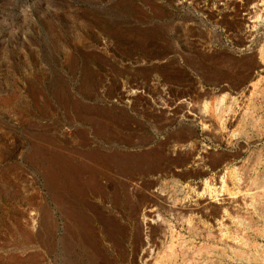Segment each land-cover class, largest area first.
Instances as JSON below:
<instances>
[{
  "label": "rangeland",
  "instance_id": "1",
  "mask_svg": "<svg viewBox=\"0 0 264 264\" xmlns=\"http://www.w3.org/2000/svg\"><path fill=\"white\" fill-rule=\"evenodd\" d=\"M76 233L264 263V0H0V264H75Z\"/></svg>",
  "mask_w": 264,
  "mask_h": 264
},
{
  "label": "bare ground",
  "instance_id": "2",
  "mask_svg": "<svg viewBox=\"0 0 264 264\" xmlns=\"http://www.w3.org/2000/svg\"><path fill=\"white\" fill-rule=\"evenodd\" d=\"M76 152V151H75ZM78 154V153H77ZM59 156L61 157V155L59 154ZM57 157V156H56ZM59 157V158H60ZM93 157V156H92ZM71 158V157H70ZM55 160V159H54ZM59 160H61V159H59ZM59 160L57 161V162H59ZM66 160V159H65ZM97 160V159H96ZM83 164V163H82ZM76 174V173H75ZM244 179V178H243ZM253 181V180H252ZM253 184H254V182H252ZM59 185V184H58ZM251 186L252 187H254L255 188V186H257V184H254V186L251 184ZM250 186V188L253 190V188ZM249 188V189H250ZM257 188V187H256ZM251 189H250V191H251ZM255 190V189H254ZM250 191H247V192H250ZM261 191V190H260ZM255 192H257V191H255ZM253 193V192H252ZM242 194H243V192H242ZM257 197H259V198H257ZM64 198V197H63ZM246 198H248V203L249 202H251V205H252V203H253V201L254 200H256V199H258L257 200V203H259L258 201L260 200V195L258 196V194L257 193H253V194H247L246 193ZM262 199V198H261ZM63 200V199H62ZM245 200V199H244ZM52 201H53V205H54V208L57 210V212H59V213H61L60 211H61V207H60V203H61V193H60V189L58 188V186L56 185V187L54 188V190L52 191ZM247 201V200H246ZM245 201V202H246ZM62 202H64V201H62ZM255 202V201H254ZM262 202V201H261ZM256 202H255V204H257ZM64 204V203H63ZM254 204V203H253ZM246 205V204H245ZM258 205V204H257ZM88 207V206H87ZM247 207V206H246ZM250 206H248L247 208H249ZM252 209H253V207H252ZM251 209V210H252ZM259 209V208H258ZM247 211H249V210H247ZM256 211H257V209L254 211L255 213H256ZM149 213V212H148ZM250 213H251V211L249 212V213H247V214H249L250 215ZM77 214V213H76ZM84 216V215H83ZM253 216V215H252ZM80 217H81V215H80ZM158 217V216H157ZM251 219V218H250ZM85 220V218L83 217V219L81 220V221H84ZM106 221V220H105ZM148 221V220H147ZM102 222V221H101ZM108 222V221H107ZM84 223H85V221L83 222V225H84ZM103 224H104V227H107L106 225H105V223L103 222ZM78 225V224H77ZM82 225V226H83ZM240 226H241V224H240ZM106 231V230H105ZM92 232V231H91ZM94 232V231H93ZM104 233V232H103ZM102 233V234H103ZM90 235V234H89ZM92 235V234H91ZM95 235V234H94ZM93 236V235H92ZM96 236V235H95ZM95 236H93V237H95ZM99 237V236H98ZM92 238V237H91ZM103 238V237H102ZM113 238H114V235H113ZM227 238V237H226ZM242 238V237H241ZM69 239V238H68ZM97 239V238H96ZM101 239V238H100ZM112 239V238H111ZM117 239V238H116ZM98 240V239H97ZM114 240H115V238H114ZM211 240V239H210ZM111 241V240H110ZM87 242V241H86ZM89 242H92L91 240L89 241ZM88 242V243H89ZM113 242V241H112ZM115 242V241H114ZM240 242V241H239ZM93 243V242H92ZM96 243H98L97 245H96V247H94V248H92V245L90 244V245H86L83 241H82V239L79 237V235L76 233L75 235H74V237H72V242H70L69 244H67V247H66V245L64 246V247H66V248H64V250H66L65 252H68V254L70 253V254H72V252H73V250L75 249V248H78L79 250H78V255H77V258H75V264H98V258H99V260H100V258H102V263H107L108 264V262H109V256H110V253H109V251H108V248H105L104 246H101V247H98V246H100V244L102 243H100V242H96ZM95 243V244H96ZM100 243V244H99ZM116 243V242H115ZM114 243V244H115ZM145 243V242H144ZM242 243V242H241ZM240 243V245H242ZM243 243H245L244 241H243ZM102 245V244H101ZM144 245V244H143ZM247 245V244H246ZM245 246V245H244ZM240 247V246H239ZM242 247V246H241ZM54 248L55 249H57V244H56V242L54 243ZM242 248H244V247H242ZM247 248H248V246H247ZM246 248V249H247ZM219 249V248H218ZM170 250H172V249H170ZM220 250V249H219ZM250 250V249H249ZM54 251V250H53ZM186 252V251H185ZM235 252V251H234ZM238 252V251H237ZM246 252V251H245ZM146 253V252H145ZM196 253V252H195ZM239 253V252H238ZM237 253V254H238ZM240 253H244V252H240ZM167 254V253H166ZM188 255V254H187ZM239 255V254H238ZM237 255V257H238V259H240V257ZM257 255V254H256ZM256 255H254V256H256ZM76 256V255H75ZM98 256V257H97ZM243 256L244 255H242L241 257V259H243ZM261 256H262V254H261ZM264 256V255H263ZM262 256V257H263ZM150 258V257H149ZM234 258H236V257H234ZM247 258V257H246ZM246 258H244V259H246ZM259 258V257H258ZM264 258V257H263ZM254 259V258H253ZM247 260V259H246ZM146 261V260H145ZM249 261V260H248ZM253 261H255V264H264L263 263V260H261V259H257V261H256V259L255 260H253ZM77 262V263H76ZM110 263V262H109ZM114 263V262H113Z\"/></svg>",
  "mask_w": 264,
  "mask_h": 264
}]
</instances>
